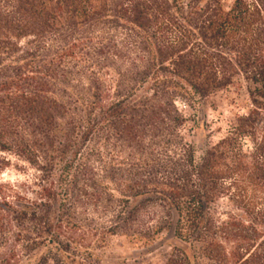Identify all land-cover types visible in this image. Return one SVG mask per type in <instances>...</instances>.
I'll list each match as a JSON object with an SVG mask.
<instances>
[{
  "label": "trees",
  "instance_id": "obj_1",
  "mask_svg": "<svg viewBox=\"0 0 264 264\" xmlns=\"http://www.w3.org/2000/svg\"><path fill=\"white\" fill-rule=\"evenodd\" d=\"M223 2L0 0V172H32L0 184V264L171 227L164 264H264V0ZM235 83L247 113L196 159L175 103Z\"/></svg>",
  "mask_w": 264,
  "mask_h": 264
},
{
  "label": "rangeland",
  "instance_id": "obj_2",
  "mask_svg": "<svg viewBox=\"0 0 264 264\" xmlns=\"http://www.w3.org/2000/svg\"><path fill=\"white\" fill-rule=\"evenodd\" d=\"M229 4L230 0H224L225 8ZM236 84L193 106H187L182 101L175 103L176 109L185 120L183 138L185 143L192 147L196 159L201 158L207 150L227 135L236 117L247 113L249 101L245 86L242 84L239 87ZM242 147L244 152L249 153L252 147L250 140L242 141ZM5 157L9 163L0 172V184L15 185L28 182L32 173L28 166L15 158ZM221 206L223 211H227L226 202H222ZM172 248H182V245L174 239L171 227L148 244L111 238L96 255L98 264H164ZM36 262L34 256L29 260H21L19 264Z\"/></svg>",
  "mask_w": 264,
  "mask_h": 264
}]
</instances>
